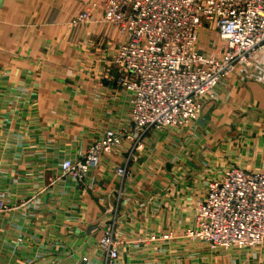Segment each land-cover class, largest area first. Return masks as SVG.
<instances>
[{
  "label": "crops",
  "instance_id": "1",
  "mask_svg": "<svg viewBox=\"0 0 264 264\" xmlns=\"http://www.w3.org/2000/svg\"><path fill=\"white\" fill-rule=\"evenodd\" d=\"M87 12L93 22L73 23ZM104 17L97 0H0V192L8 204L0 264L47 252L56 264L85 254L100 264L99 215L117 190L125 242L118 264H264V246L220 253L184 237L209 180L230 167L264 173V50L217 90L191 130L147 138L121 186L105 170L95 192L51 184L89 135L125 123L128 98L113 84L118 72L108 56L125 37ZM222 46L217 32L201 33L199 50Z\"/></svg>",
  "mask_w": 264,
  "mask_h": 264
},
{
  "label": "built area",
  "instance_id": "2",
  "mask_svg": "<svg viewBox=\"0 0 264 264\" xmlns=\"http://www.w3.org/2000/svg\"><path fill=\"white\" fill-rule=\"evenodd\" d=\"M104 20L125 40L109 53L116 90L128 98L125 123L89 135L84 152L67 155L51 184L64 183L95 192L103 170L118 186L133 176L147 138L182 135L191 130L217 90L237 73L250 68L264 50V0H97ZM96 4L93 5V8ZM85 13L73 23L93 22ZM202 32H217L222 48L199 50ZM140 159V158H139ZM107 194L96 243L100 264H118L124 240L116 226L119 200ZM96 197H103L101 193ZM107 201V202H106ZM8 209L0 193V213ZM163 234L162 241L171 239ZM184 237L212 252L260 250L264 246V173L230 167L211 179L196 201L194 224ZM152 243L156 236L149 239ZM51 252L27 264H56ZM71 262H75L72 260ZM74 264H97L87 254Z\"/></svg>",
  "mask_w": 264,
  "mask_h": 264
},
{
  "label": "rangeland",
  "instance_id": "3",
  "mask_svg": "<svg viewBox=\"0 0 264 264\" xmlns=\"http://www.w3.org/2000/svg\"><path fill=\"white\" fill-rule=\"evenodd\" d=\"M90 21V19H88V21H85V22H82V23H87V22H89ZM114 84V83H113ZM115 85V84H114ZM116 88V87H115ZM198 121V120H197ZM196 121V122H197ZM104 129H111L112 128V126H105V127H103ZM102 130V129H101ZM101 130L99 131V132H101ZM96 134H98V132L96 133ZM95 134V135H96ZM141 153L143 152V150L142 151H140ZM139 158H140V154H139ZM139 158H138V161H139ZM1 193V192H0ZM97 196H99V194L97 193Z\"/></svg>",
  "mask_w": 264,
  "mask_h": 264
}]
</instances>
